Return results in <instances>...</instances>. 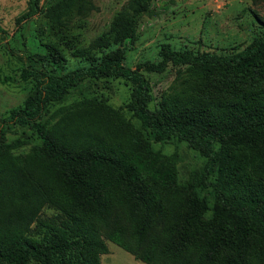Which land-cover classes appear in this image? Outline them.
I'll use <instances>...</instances> for the list:
<instances>
[{
  "label": "trees",
  "instance_id": "16d2710c",
  "mask_svg": "<svg viewBox=\"0 0 264 264\" xmlns=\"http://www.w3.org/2000/svg\"><path fill=\"white\" fill-rule=\"evenodd\" d=\"M42 13L40 0H28L18 21ZM3 33L0 26V42ZM56 54L58 48L50 45L49 57L40 56L39 66L21 67L20 78L31 85L29 95L0 123V264H101L98 255L107 254L108 247L97 220L108 241L144 264H246L252 241L264 248V184L251 179L252 173L264 171V86L202 103L184 97L192 78L181 75L154 111L146 77L162 74L172 64L193 66L187 74L199 79L256 71L264 78V33L231 53L163 45L158 61L135 68L121 65L110 52L81 73L62 74L55 65L61 67L63 57L56 59ZM112 79L130 87L125 107L140 126L133 148L106 140L93 110L76 111L51 124V109L83 82ZM16 129L22 134L9 140ZM173 140L205 159L192 175L195 195H187L184 204L177 156L152 152L150 146V141ZM30 144V152H23ZM122 187L135 203L127 212L130 229L112 225L105 214L103 194ZM178 191L181 202L171 207L167 201ZM88 202L99 208L96 219L86 215ZM46 203L63 213L40 219ZM195 233L209 241L193 251L200 241L191 240ZM257 259L264 260V249Z\"/></svg>",
  "mask_w": 264,
  "mask_h": 264
},
{
  "label": "rangeland",
  "instance_id": "374dc122",
  "mask_svg": "<svg viewBox=\"0 0 264 264\" xmlns=\"http://www.w3.org/2000/svg\"><path fill=\"white\" fill-rule=\"evenodd\" d=\"M27 7L28 0H0V26L4 30L0 42V123L8 112L22 106L29 95L31 85L22 81L19 70L25 66H39L40 56L49 57L50 45H55L63 57L61 67L55 65V68L64 74L81 73L110 52L116 53L121 65L131 68L147 61L156 62L163 45L175 50L231 53L243 50L264 33V0H40L43 13L19 22ZM132 28L133 33L130 32ZM60 54H56V59ZM193 69V66L169 64L162 74L146 73L153 93L151 109L160 110L163 97L181 75L192 78V87L185 91L184 97L202 103L227 98L233 90H258L264 86V78L258 71L209 80L187 74ZM129 99L130 87L123 80L112 79L93 85L85 81L64 102L53 107L48 118L51 124H56L76 111L93 110L104 125L106 140L133 148L132 140L139 138L140 126L125 107ZM86 101L90 103L83 106ZM15 132L17 134L9 135V140L22 134L20 129ZM150 146L152 152L177 156L178 182L183 186L184 204L187 195H195L192 175L204 166L205 159L187 144L174 140L150 141ZM31 147L32 144L27 145L23 152L29 153ZM251 179L264 184V171L252 173ZM38 180L36 176V182ZM201 195L206 193L202 191ZM174 196L167 201L171 207L181 202L179 191L174 192ZM102 198L106 199L105 214L109 222L130 229L127 212L135 203L125 188L108 191ZM98 209L88 202L86 215L96 219ZM62 213L46 203L38 217L53 220ZM96 222L108 247L107 254L98 255L101 264H144L108 241L105 228L99 220ZM35 227L36 222L31 225ZM191 240H200L191 247L194 251V247L208 243L209 238L195 233ZM263 249L261 244L252 241L245 263L264 264V260L260 263L257 259ZM224 256L230 254L221 255Z\"/></svg>",
  "mask_w": 264,
  "mask_h": 264
}]
</instances>
